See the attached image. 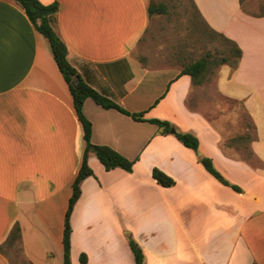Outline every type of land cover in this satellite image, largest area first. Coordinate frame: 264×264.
<instances>
[{
  "label": "crops",
  "instance_id": "crops-1",
  "mask_svg": "<svg viewBox=\"0 0 264 264\" xmlns=\"http://www.w3.org/2000/svg\"><path fill=\"white\" fill-rule=\"evenodd\" d=\"M39 1L58 3L53 28L82 79L126 110L167 120L199 142L195 152L155 123L85 98L90 141L134 163L130 172L106 170L89 154L93 174L81 181L70 216L71 264H135L125 232L141 247L142 264H264V147L255 111L245 106L263 85L264 16L247 14L239 0H193L207 24L241 49L237 67L220 65L215 80L194 84L182 65L159 62L141 46L154 17L150 0ZM219 98L241 101L248 111L256 159L223 145L230 136L215 119ZM82 134L47 40L16 0H0V244L18 224L27 264H62ZM198 156L210 157L241 191L215 179ZM153 167L175 183L159 185ZM0 264L10 262L0 256Z\"/></svg>",
  "mask_w": 264,
  "mask_h": 264
},
{
  "label": "trees",
  "instance_id": "trees-1",
  "mask_svg": "<svg viewBox=\"0 0 264 264\" xmlns=\"http://www.w3.org/2000/svg\"><path fill=\"white\" fill-rule=\"evenodd\" d=\"M16 1L22 6L26 16L31 21L34 28L39 33H41L47 40L53 60L68 86L69 92L72 97V103L75 113L82 126V135L85 141V147L81 156L79 168L71 183V194L68 198L67 207L64 213L61 240L62 264H71L70 216L73 206L81 193V181L85 177L93 174L92 169L87 163V158L89 154L95 155V157H97V159L101 162V164L106 170L118 167L127 172H130L132 171V166L134 163V160L126 158L110 146L105 144H94L90 141L91 123L84 116L82 111V106L85 98L90 97L91 99H93V101H95L102 107L114 108L126 115H129L135 120H147L149 122L155 123L158 126L159 132L162 134L170 133L171 128H173V125L167 120H162L158 118H145L143 116V112H130L126 110L109 97L98 92L96 89L90 86L84 79L81 78L77 70L67 60V47L64 41L60 38V36L56 33L53 28V24L55 21V13L58 9L57 2L43 4L39 0ZM189 1L192 7L191 18L189 20L191 28L195 27L194 29H199L202 32L204 31L205 34L208 36L209 41H212L213 38H220L226 44V47L224 46L222 50L218 51V49H214L213 54L210 50H207L200 57L187 62H183L181 64L182 69L180 72L190 75L194 84H200L206 77V73L213 71L220 65L227 64L228 66H230L231 69L237 67L241 56V49L234 40L226 37L223 33L218 32L212 27H210L201 16L193 0ZM239 2L241 9L247 14L253 16H264V12L251 13L245 11L242 7V0H239ZM148 12L150 15L166 13V6L162 2L155 3L153 0H150ZM173 134L177 138V140H179L184 146L189 147L195 152H197L199 142L197 137L193 133L175 130ZM243 137L251 140L254 138V135L245 134ZM198 161L203 165L205 170L209 174H211L215 179H217L220 183L229 186L235 191H241V188L239 186L229 182L215 168L210 157L198 156ZM151 175L155 179V181L161 186L168 187L172 186L175 183V180L171 176H169L157 167L152 168ZM125 234L128 240L129 247L133 253L135 264H142L143 253L141 247L138 245V243L134 240V238L129 232H125ZM19 239L20 227L18 224H15L9 231L6 240L3 242V244H0V251L2 252L6 246H13L14 244H17ZM79 259L81 263H85V254L81 253Z\"/></svg>",
  "mask_w": 264,
  "mask_h": 264
},
{
  "label": "rangeland",
  "instance_id": "rangeland-1",
  "mask_svg": "<svg viewBox=\"0 0 264 264\" xmlns=\"http://www.w3.org/2000/svg\"><path fill=\"white\" fill-rule=\"evenodd\" d=\"M153 1L164 3L166 13L154 14L140 44L144 48L150 49L151 52H157L159 62L181 65L183 62L200 57L207 50L213 54L214 49L219 51L224 46L226 47L225 42L220 38H213L212 41H209L204 31L194 29L195 27L191 28L189 20L192 7L189 0ZM242 7L247 12L261 13L264 12V0H242ZM216 72L217 69L206 73V79L208 81L215 80ZM258 77L263 85L255 89L260 92L254 97V100L245 103V106L255 111L261 138L260 144L261 147H264V70L258 72ZM231 98L228 101L219 98L218 106L222 115L219 116V119L215 118L217 121H221L223 128L230 136V139L224 138L223 145H227L239 157L256 159L249 148L250 140L243 137L245 134H255L248 111L241 101H232ZM0 256L8 259L10 264H27L19 244L6 246L2 252L0 251Z\"/></svg>",
  "mask_w": 264,
  "mask_h": 264
},
{
  "label": "water",
  "instance_id": "water-1",
  "mask_svg": "<svg viewBox=\"0 0 264 264\" xmlns=\"http://www.w3.org/2000/svg\"><path fill=\"white\" fill-rule=\"evenodd\" d=\"M174 131H175V130H174L173 128H171L170 132H172V133H173Z\"/></svg>",
  "mask_w": 264,
  "mask_h": 264
}]
</instances>
